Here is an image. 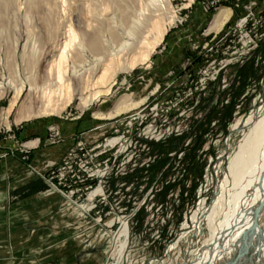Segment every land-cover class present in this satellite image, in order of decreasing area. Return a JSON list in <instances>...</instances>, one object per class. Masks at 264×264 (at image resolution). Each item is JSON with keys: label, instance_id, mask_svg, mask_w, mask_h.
Returning <instances> with one entry per match:
<instances>
[{"label": "rangeland", "instance_id": "obj_1", "mask_svg": "<svg viewBox=\"0 0 264 264\" xmlns=\"http://www.w3.org/2000/svg\"><path fill=\"white\" fill-rule=\"evenodd\" d=\"M31 1L36 6H30ZM68 1V13H62L53 6L60 0H0V82L30 76L40 86L57 52L54 46L63 41L58 25L67 16L76 33L87 31V26L98 28L101 38L111 41V32L127 29L148 3ZM201 1L170 0L165 17L173 15L174 21L167 24L161 43L147 62L117 74L105 103L94 101L81 109L76 95L58 115L32 116L16 124V116L30 105V97L32 111H37V95L23 92L5 118L14 93L0 89V149L4 150L0 153V264H107L112 259V236L122 221L129 228L128 264H175V256L184 259L192 247L190 239H200V235L193 236L191 215L201 199L207 203L213 199L227 172L229 156L237 146L230 141L231 125L264 102V39L242 63L227 65L217 74L219 59L212 70L207 52L215 33L229 29L245 14L243 8L249 2L259 4V14L264 8L262 0H235V7L233 0L222 2L220 8H229L231 15L218 32L207 28L220 8L205 14ZM146 12L149 18V10ZM206 69L211 73H204ZM123 94L134 102L145 100L112 118L93 116L110 111ZM44 120L52 122L46 129L48 145L62 140L55 125L58 121L77 122L79 137L59 160L42 162L43 157H37L30 163L39 139L30 135L18 140V133ZM113 139L115 146H106ZM79 142L88 151L99 148L88 152L89 166L83 161L82 167L87 174L80 171L73 188L66 181L59 187L51 174L53 167ZM21 155L27 156L22 161L25 166L14 158ZM98 170L102 174L95 178L92 173ZM37 172L50 177L64 193L51 188ZM37 178L45 184H38L37 191L16 189ZM95 188L97 195L89 200ZM84 204L90 205L85 213L79 208ZM253 264H264V259Z\"/></svg>", "mask_w": 264, "mask_h": 264}, {"label": "bare ground", "instance_id": "obj_2", "mask_svg": "<svg viewBox=\"0 0 264 264\" xmlns=\"http://www.w3.org/2000/svg\"><path fill=\"white\" fill-rule=\"evenodd\" d=\"M30 4L36 6L35 2L31 1ZM53 4L62 13H68L71 5L68 0ZM169 6L170 0H148L144 7L145 12L149 10L150 17L146 18L144 14L147 12L142 9L131 20L127 29L124 27L121 33L109 31L111 41L103 40L98 28L87 26V31L76 33L73 21H70L71 16H67L65 22L58 25L62 29L60 33L63 41L54 44L55 49L58 47L57 52L53 53V59L46 69L45 80L40 86L30 76H17L15 80L8 78L7 81L0 82V89L8 88L14 93L9 106L5 108V118L12 112L23 92L32 94V97L37 95L39 104L37 111L33 112V98L30 97V105L16 116V124L32 116L58 115L76 95H79L78 106L81 109L94 101L105 103V97L114 85L117 74L128 72L137 64L147 62L161 43L167 24L171 25L174 21L173 15L165 17ZM155 12L158 14L154 19ZM230 15L229 8H220L214 14L207 31L218 32ZM138 26L142 27V31L136 30ZM100 32L102 33L101 30ZM224 32L220 30L215 33L212 44H216ZM210 48L211 45L207 50ZM24 55L23 51L22 56ZM86 92L88 96L84 95ZM144 100L134 102L128 94H123L110 111L95 112L93 116L97 119L112 118L135 109ZM230 131L233 134L230 141L237 142V146L229 156L227 172L219 185L217 184L213 199L209 203L204 198L201 199L191 215L193 236L200 235L199 240L202 241L194 242L189 238L192 247L188 248L184 259L177 254L174 257L177 262L175 264H253L254 260L258 262L264 259V102L256 105L245 118L235 120ZM31 144L32 141L24 145ZM93 195L94 192L90 194L89 200ZM88 206L90 205L84 204L79 208L86 212ZM129 239L128 224L122 221L118 231L112 236V259L107 264H123L124 260L128 264L130 259L126 250Z\"/></svg>", "mask_w": 264, "mask_h": 264}, {"label": "built area", "instance_id": "obj_3", "mask_svg": "<svg viewBox=\"0 0 264 264\" xmlns=\"http://www.w3.org/2000/svg\"><path fill=\"white\" fill-rule=\"evenodd\" d=\"M227 1L228 0H202L201 7L205 14H211L220 8L222 2ZM261 4H264V0H262ZM233 5L235 7V0H233ZM258 5L259 4H257L255 1L249 2L248 5L243 8L245 14L236 19L231 24L230 28L224 32V35L218 39L217 43L211 44V48L207 50V52L209 53V57L212 58V70L215 68L214 64L216 63L217 59H219L218 69L214 71L215 74L220 72V70L225 68L227 65L242 63L248 57L249 53L255 50L263 41L264 8L259 11V14H256L258 13L256 11ZM210 71L211 70L206 69L204 73ZM57 134L58 133L55 131L52 132L53 137H56ZM116 142L117 141H115L114 139L109 140L106 142V146H108L109 148H113ZM98 146H94L88 151L83 143L79 142L76 143V149H70L68 152H66L64 157L61 159V162L53 167V171L51 172V174H55L54 176L57 180L56 185H58L59 187L61 184L65 186V183H62L61 181H66V186L73 188L71 184L74 183L75 185L79 181L78 179L80 171L86 173V171L82 169V167L84 166L83 161H85L86 165L89 166L88 164L90 161L87 158H90V155L88 154V152L99 148ZM97 154H99V152L96 153V155ZM83 158H86V160ZM20 160L26 161L27 156L21 155ZM95 173V175L94 172L92 173L94 177H100V175L102 174L101 172H99V170ZM37 175H39V177L42 178L44 182L49 184L51 188L56 189L60 193L63 192L50 182V177H45L38 172ZM69 181H71V183H69ZM81 182H83V179L81 180ZM77 189L78 191H82L81 187H78ZM96 189L97 188L93 189L90 194ZM96 193L97 192H94L91 200H93V198L97 195Z\"/></svg>", "mask_w": 264, "mask_h": 264}, {"label": "crops", "instance_id": "obj_4", "mask_svg": "<svg viewBox=\"0 0 264 264\" xmlns=\"http://www.w3.org/2000/svg\"><path fill=\"white\" fill-rule=\"evenodd\" d=\"M51 121H37L35 123L29 124L25 129L20 131L18 133V140H21L22 138H26L28 136H34L39 139V145L35 150L31 151L30 159L29 162L33 163V161L37 157H43L42 162H46L49 160H59L63 153L71 147L76 139L79 137L78 136V131H79V126L77 125V122H64V121H58L57 125L60 130H61V136L62 140L60 143L56 145H48L47 140H46V129L49 125H51ZM4 150L0 149V153H2ZM0 156H2L0 154ZM16 159L17 163L19 166H25V163L20 160L18 156H14ZM38 184H44V182L37 178L31 179L28 182L24 183L23 185L18 186L16 189L18 191L22 190V188H29L31 187L30 193H33L38 190ZM26 195H29L26 194ZM2 196V193L0 191V198Z\"/></svg>", "mask_w": 264, "mask_h": 264}]
</instances>
